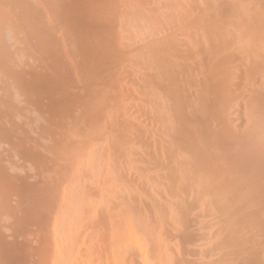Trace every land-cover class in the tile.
Masks as SVG:
<instances>
[{"label": "bare ground", "instance_id": "1", "mask_svg": "<svg viewBox=\"0 0 264 264\" xmlns=\"http://www.w3.org/2000/svg\"><path fill=\"white\" fill-rule=\"evenodd\" d=\"M0 264H264V0H0Z\"/></svg>", "mask_w": 264, "mask_h": 264}]
</instances>
